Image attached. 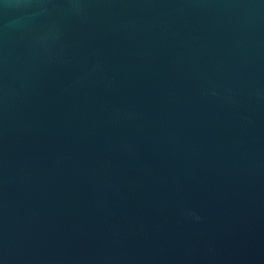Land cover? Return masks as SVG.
<instances>
[{
	"label": "water",
	"instance_id": "1",
	"mask_svg": "<svg viewBox=\"0 0 264 264\" xmlns=\"http://www.w3.org/2000/svg\"><path fill=\"white\" fill-rule=\"evenodd\" d=\"M0 264H264V0H0Z\"/></svg>",
	"mask_w": 264,
	"mask_h": 264
}]
</instances>
